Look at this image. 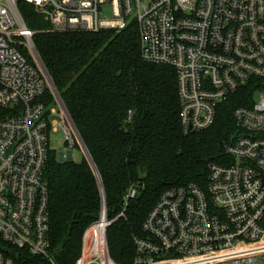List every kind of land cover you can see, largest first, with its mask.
Returning a JSON list of instances; mask_svg holds the SVG:
<instances>
[{"label": "built area", "instance_id": "obj_1", "mask_svg": "<svg viewBox=\"0 0 264 264\" xmlns=\"http://www.w3.org/2000/svg\"><path fill=\"white\" fill-rule=\"evenodd\" d=\"M18 2L0 0V264H17L6 246L55 264L45 177L52 117L61 116L55 131L64 133L72 157L79 139L20 8H34L59 34L122 32L136 23L143 61L176 71L181 122L190 134L213 127L223 103L264 80V0ZM105 6L111 19L103 18ZM48 92L59 111L45 102ZM233 116L237 132L225 145L226 163L210 165L206 189L191 184L162 195L144 223L147 237L135 240L133 264H264V91ZM135 196L130 189L125 202ZM111 224L103 205L76 264H116Z\"/></svg>", "mask_w": 264, "mask_h": 264}, {"label": "trees", "instance_id": "obj_2", "mask_svg": "<svg viewBox=\"0 0 264 264\" xmlns=\"http://www.w3.org/2000/svg\"><path fill=\"white\" fill-rule=\"evenodd\" d=\"M23 11L32 17L25 22L36 33L35 50L99 172L112 222L110 257L116 264H133L135 240L147 237L144 223L162 195L191 184L206 189L210 165L226 163L225 145L237 132L234 111L253 103L264 80L223 103L213 127L186 134L176 71L143 61L136 23L122 32L59 34L37 25L46 22L34 8L23 5ZM45 102L55 103L50 92ZM45 177L50 255L55 264H76L84 233L104 205L98 179L85 156L77 163L52 151ZM132 188L136 196L125 202ZM6 250L17 264H49L27 250Z\"/></svg>", "mask_w": 264, "mask_h": 264}, {"label": "rangeland", "instance_id": "obj_3", "mask_svg": "<svg viewBox=\"0 0 264 264\" xmlns=\"http://www.w3.org/2000/svg\"><path fill=\"white\" fill-rule=\"evenodd\" d=\"M25 21L28 22V20H30L32 17H30V19H27L29 18V13H27L26 11H23L21 12ZM39 16V15H38ZM40 18H42L41 20L39 21H45L44 18L42 16H40ZM103 18L105 19H111L112 18V11H111V7L110 6H105L104 9H103ZM36 20V19H34ZM46 22V21H45ZM47 23V22H46ZM44 23L42 25V23H39L38 22V26H46L45 28L46 29H51V26L49 23ZM52 109L56 110V111H59V106L54 103L52 106H51ZM52 122H53V130L51 132V135H50V149L52 151V153H54L59 159H63L64 158V155H65V160H68V159H73L74 162H77V163H80L83 161L84 159V154L81 150V148H77L75 151H74V157H72L70 154V152L68 151L67 149V146H66V143H65V135L64 133L59 129L58 131H55L56 130V126H55V123H62V118L60 115H57V116H53L52 117Z\"/></svg>", "mask_w": 264, "mask_h": 264}, {"label": "water", "instance_id": "obj_4", "mask_svg": "<svg viewBox=\"0 0 264 264\" xmlns=\"http://www.w3.org/2000/svg\"><path fill=\"white\" fill-rule=\"evenodd\" d=\"M22 2H23V0H19L18 5H21ZM36 54H37V52H36ZM37 56H38V58H39V61H40L41 66L43 67L44 71L46 72V74H47V76H48V78H49L50 85H51L53 91L55 92L56 97H57V98L59 99V101L61 102L62 107L64 108V110H65L66 113L68 114V116H69V118H70V120H71V122H72V124H73V126H74V129H75V131H76V133H77V136H78V139H79V146H80V148H81V150H82V152H83L85 158L87 159L88 163L90 164L91 168L93 169V171H94V173H95V175H96V177H97V179H98V183H99L100 190H101L102 197H103L104 206H105V208H106V197H105V191H104V187H103V184H102V181H101V178H100L99 172H98V170H97V168H96V166H95V164H94V162H93V160H92V158H91V156H90V154H89V152H88V150H87V148H86V146H85V144H84V142H83V140H82V138H81V136H80V134H79V132H78V130H77L75 124H74V122H73V120L71 119V117H70V115H69V112H68V110H67V108H66V106H65V104H64V102H63V100H62V98H61V96H60V94H59V92L57 91V89H56V87H55V85H54V83H53L51 77L49 76V74H48L46 68L44 67V65H43V63H42V61H41V59H40V57H39L38 54H37ZM189 131L191 132L192 129H190ZM123 205H124V204H123Z\"/></svg>", "mask_w": 264, "mask_h": 264}]
</instances>
